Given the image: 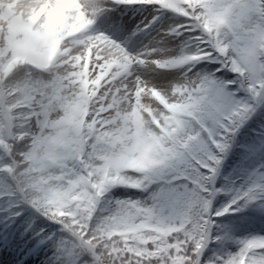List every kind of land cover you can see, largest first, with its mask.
Wrapping results in <instances>:
<instances>
[{"label":"snow or ice","instance_id":"snow-or-ice-1","mask_svg":"<svg viewBox=\"0 0 264 264\" xmlns=\"http://www.w3.org/2000/svg\"><path fill=\"white\" fill-rule=\"evenodd\" d=\"M257 219L264 0H0L2 264H264Z\"/></svg>","mask_w":264,"mask_h":264},{"label":"rangeland","instance_id":"rangeland-1","mask_svg":"<svg viewBox=\"0 0 264 264\" xmlns=\"http://www.w3.org/2000/svg\"><path fill=\"white\" fill-rule=\"evenodd\" d=\"M122 16H123V19L126 20V21H129V22H133V23H138L139 20H140V17H141V14L137 13V9H135L134 11H126V12H122ZM4 250L3 249H0V253H2ZM17 251V250H16ZM22 250L20 249V252ZM20 252H19V255H20ZM50 253H41V255H38V254H34V255H21L20 256V259L21 260H33L36 262V264H41V261L43 259L46 258L47 255H49ZM2 261H0L1 263Z\"/></svg>","mask_w":264,"mask_h":264},{"label":"trees","instance_id":"trees-1","mask_svg":"<svg viewBox=\"0 0 264 264\" xmlns=\"http://www.w3.org/2000/svg\"><path fill=\"white\" fill-rule=\"evenodd\" d=\"M216 207L217 208H222V207H224V205L223 204H218V205H216ZM222 218V217H221ZM217 218V224H219L220 225V227L221 228H223L224 227V225H226L228 222L225 220V218ZM254 223H256V221L254 222ZM245 234V233H244ZM248 235V234H247ZM239 238H242V237H239ZM210 247H211V245H210Z\"/></svg>","mask_w":264,"mask_h":264}]
</instances>
